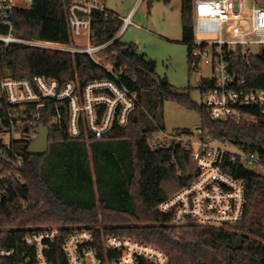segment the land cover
Returning <instances> with one entry per match:
<instances>
[{"label":"trees","instance_id":"obj_1","mask_svg":"<svg viewBox=\"0 0 264 264\" xmlns=\"http://www.w3.org/2000/svg\"><path fill=\"white\" fill-rule=\"evenodd\" d=\"M171 1L148 0V4L149 7L155 2L168 5ZM194 3L195 0H181V23L189 62L196 67L191 58L195 41ZM121 26V19L118 27L113 26L110 13H95L94 42L111 40ZM13 32L24 39L69 44L67 2L33 0L30 6L19 3L13 15ZM104 55L118 80L138 95L130 122L123 127L115 126L100 140L87 142L83 135L72 139L64 132L69 112L63 109L64 129H50L53 150L49 149L47 154H54L55 159L48 173L45 172L47 154L27 153L36 136L17 142L16 146L24 149L25 167L16 189L25 197L27 206L16 195L12 201L0 205V248H16L21 252L22 237L28 231L57 227L60 238L54 244L52 259L54 264H66L62 252L64 237L75 228L99 224L105 234L154 244L169 256L171 264H264V174L240 162L229 164L228 170L243 179L246 187L247 203L240 223L229 228L193 223L175 225L169 216L156 211V207L194 178L196 164L191 152L181 146L152 149L148 142L154 133L165 129L164 105L173 101L199 113L201 129L209 138L230 141L245 152L258 154L264 166V115L247 108L248 113L256 116L254 120L239 123L214 120L204 105L191 99L189 91H178L167 78L157 79L156 62L139 54L133 43H124L118 37L104 50ZM228 60L236 76L246 79L248 87L264 89V48L258 55H247L238 48L228 54ZM3 68L18 78L44 75L62 84L76 81L82 89L92 81L115 78L85 53L19 43L6 46L0 42V74ZM213 85L212 79L204 78L198 88L202 93ZM10 107L0 99V119ZM55 114L54 108L50 113L42 112L43 122L48 124V115ZM4 148L0 141V165L7 163ZM74 184L83 187L82 193H88L89 199L72 200L59 192ZM96 235L101 237L100 229ZM240 236L244 243L238 249Z\"/></svg>","mask_w":264,"mask_h":264},{"label":"built area","instance_id":"obj_2","mask_svg":"<svg viewBox=\"0 0 264 264\" xmlns=\"http://www.w3.org/2000/svg\"><path fill=\"white\" fill-rule=\"evenodd\" d=\"M71 42L62 44L37 39H24L13 32V15L16 5L30 6L33 0H0V42L6 46L19 43L28 46L85 53L115 76L114 79L95 80L83 89L76 81L62 84L58 79L44 75L33 78L0 74V99L11 107L0 119V141L7 163L0 165V205L13 200L16 195L21 204L27 203L16 187L22 181L25 167L24 149L17 142L37 136L43 122L42 112L48 115L49 131L63 130L62 110L69 112L68 137L84 136L87 142L100 140L115 126H126L138 104V95L118 80L111 63L106 62L104 50L118 36L104 43H96L92 28L95 13L108 10L104 0H65ZM195 32L215 34L212 42H195L191 51L193 64L204 61L212 67L214 85L202 92V105L214 120H254L256 116L247 108L257 109L264 115V89L248 87L245 78H238L230 67L228 54L244 46L258 44L264 47V3L253 0L248 11L243 0H195ZM248 20L246 30L241 21ZM131 19L125 18V25ZM228 27V28H227ZM231 39H225L224 35ZM122 33V32H121ZM120 33V34H121ZM87 42L84 47L75 45V38ZM251 37V38H249ZM212 51H209V46ZM80 90L77 95L76 91ZM22 133V140L5 142L2 135ZM152 149H168L173 146L189 150L196 164L194 178L166 200L160 202L156 211L169 216L175 225L193 223L202 226L233 227L244 218L246 187L243 179L235 177L228 169L230 163L240 162L264 174V166L256 153L238 148L230 141L209 138L202 129L195 133L186 130L160 129L148 139ZM215 142L219 144H215ZM235 146L238 152L230 149ZM229 147V148H228ZM101 230L97 237L96 230ZM59 228H41L28 231L22 237L23 250L0 248V264H54L52 251L59 240ZM32 250V252H31ZM62 252L66 264H171L169 256L152 243L130 237L105 234L101 227L75 228L62 240ZM32 253V254H31ZM9 263V264H10Z\"/></svg>","mask_w":264,"mask_h":264},{"label":"rangeland","instance_id":"obj_3","mask_svg":"<svg viewBox=\"0 0 264 264\" xmlns=\"http://www.w3.org/2000/svg\"><path fill=\"white\" fill-rule=\"evenodd\" d=\"M104 1L115 28L119 26L120 19H124L128 15L131 19L130 23L118 36L120 40L124 43H133L139 54H143L147 59H152L156 62V74L154 76L157 79L167 78L178 91H189L191 99L201 104L202 93L198 86L204 78L212 77V67L204 61L200 62L197 67H194L189 62L188 46L182 40L181 0H172L168 5L163 2H155L151 7H149L148 0ZM243 1L246 5V11H248L253 4V0ZM241 24L244 25L246 30L250 29L248 20L241 21ZM224 37L225 39L232 38L227 35V32H225ZM217 38L218 36L215 34L195 32V42H212ZM74 42L75 45L81 47L87 45V42L79 37L75 38ZM208 48L211 52L212 46L210 45ZM263 48L262 45L251 44L244 46L243 50L250 55H258ZM3 73L9 74L10 71L7 68H3ZM76 94L79 95L80 90H77ZM163 124L169 132L186 129L195 133L202 127L200 115L196 110L185 109L173 101H167L164 105ZM2 138L9 143L12 139L22 140L24 135L22 133H15L14 135L5 133ZM215 144L219 143L215 142ZM49 149L53 150L51 137ZM230 149L236 152L239 151L235 146L230 147ZM47 155L45 158L46 173L52 170V161L55 159L54 154L49 153ZM83 189V187L80 188V186L74 184L73 187L69 188L65 186L59 192L67 194L72 200H87L89 199V194L87 192V194L85 192L82 193ZM88 227L96 228L102 226L98 224Z\"/></svg>","mask_w":264,"mask_h":264},{"label":"water","instance_id":"obj_4","mask_svg":"<svg viewBox=\"0 0 264 264\" xmlns=\"http://www.w3.org/2000/svg\"><path fill=\"white\" fill-rule=\"evenodd\" d=\"M264 3V1L262 2ZM49 142H50V131L44 122H41L38 129L37 136L30 143L27 153L29 155L44 156L49 152ZM192 173L189 171L188 176ZM244 242L243 237H239L237 240L236 247L238 249L242 248Z\"/></svg>","mask_w":264,"mask_h":264},{"label":"crops","instance_id":"obj_5","mask_svg":"<svg viewBox=\"0 0 264 264\" xmlns=\"http://www.w3.org/2000/svg\"><path fill=\"white\" fill-rule=\"evenodd\" d=\"M129 14H130V13H129ZM128 16H129V15H128ZM128 16H126V17H128ZM126 17H124V19H121V20H122V26H121L120 30L117 32V34H116L117 36L120 35V33H121V32L125 29V27H126V25H125V18H126ZM116 35H115V36H116Z\"/></svg>","mask_w":264,"mask_h":264}]
</instances>
